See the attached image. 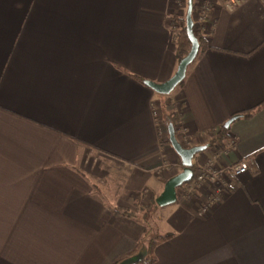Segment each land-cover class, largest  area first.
Listing matches in <instances>:
<instances>
[{"label":"crops","instance_id":"1","mask_svg":"<svg viewBox=\"0 0 264 264\" xmlns=\"http://www.w3.org/2000/svg\"><path fill=\"white\" fill-rule=\"evenodd\" d=\"M187 4L0 0V264H114L137 244L145 258L148 226L169 234L152 264H264V0L216 4L206 47L160 94L143 80L176 71ZM179 108L184 146L207 145L194 166L230 141L220 163L255 164L205 216L197 198L156 203L183 168L168 139ZM164 161L176 170L158 174Z\"/></svg>","mask_w":264,"mask_h":264},{"label":"built area","instance_id":"2","mask_svg":"<svg viewBox=\"0 0 264 264\" xmlns=\"http://www.w3.org/2000/svg\"><path fill=\"white\" fill-rule=\"evenodd\" d=\"M180 3V0H176ZM243 0H194L192 16L196 28L201 34L209 32L210 12L216 4L232 11L242 3ZM176 33L181 28L174 25ZM153 115L157 120L160 114L156 109V103H151ZM159 124V122H157ZM178 141L184 145L190 141V137L180 126L179 134L176 135ZM215 136V135H214ZM234 143L230 141L225 148L213 147L211 156L203 161L196 162L193 167L192 178L177 188V196L183 200L197 198V214L207 215L217 204L222 201L224 192L231 182V178L247 171L255 170V164L251 157H243L233 163L222 164L220 159L227 155L233 148ZM175 162L164 161L157 169L158 174L167 175L176 170Z\"/></svg>","mask_w":264,"mask_h":264},{"label":"water","instance_id":"3","mask_svg":"<svg viewBox=\"0 0 264 264\" xmlns=\"http://www.w3.org/2000/svg\"><path fill=\"white\" fill-rule=\"evenodd\" d=\"M193 1L188 0L185 23L186 34L191 43L190 49L185 56H183L177 65V69L174 74L167 80L157 83L152 80L145 79L143 82L151 87L155 92L160 94H170L185 78L188 66L195 60L199 51V41L194 33V20L192 16ZM240 114H234L225 123L224 127L227 128L233 120L238 118ZM168 139L170 145L176 151L180 157L182 170L177 174L169 177L165 182L164 189L160 195L156 198V203L159 206H165L176 202L177 200V188L183 183L189 181L193 176V158L194 156L205 150L207 145H194L184 146L182 145L175 134L174 127L171 123L168 124ZM140 259L138 256L128 257L122 260L119 264H131Z\"/></svg>","mask_w":264,"mask_h":264},{"label":"trees","instance_id":"4","mask_svg":"<svg viewBox=\"0 0 264 264\" xmlns=\"http://www.w3.org/2000/svg\"><path fill=\"white\" fill-rule=\"evenodd\" d=\"M194 1V0H193ZM185 20V17H184ZM194 33L198 38L199 41V51L196 57L199 56V54L203 51V49L206 47V36H204L203 34H201L198 29L196 28V23H194ZM177 49H176V54L178 59L180 60L183 56H185L187 54V52L190 49L191 43L188 39V36L186 34V26H185V22L182 26L181 31H179L178 35H177ZM181 85V84H180ZM261 104L252 107L250 109H247L245 111H242L241 116H245V117H249L251 115H253L256 111H258V109L260 108ZM182 115V110L181 108H179L177 111H173L170 115H169V123H171L174 127L175 130V134L178 135L181 123L179 122L180 118ZM226 131L227 128L222 127L220 129V131L218 132V134L215 136V138L211 141L212 143L214 142V140H218V143L222 142L224 138L227 137L226 135ZM168 141V140H167ZM211 143V144H212ZM151 227L148 226V229L146 231V235H148V247H147V256L145 258H140L137 261L131 263V264H138V263H143V264H152L155 262V255L153 254V250L155 245L168 238L169 234H155V235H151L150 233ZM140 244H137L135 250L131 253H129L128 255H126L124 258L118 260L117 262H115L114 264H119L122 260L128 258V257H133V256H137L136 251L139 250V246Z\"/></svg>","mask_w":264,"mask_h":264},{"label":"rangeland","instance_id":"5","mask_svg":"<svg viewBox=\"0 0 264 264\" xmlns=\"http://www.w3.org/2000/svg\"><path fill=\"white\" fill-rule=\"evenodd\" d=\"M165 102V101H164ZM158 114H160V113H158Z\"/></svg>","mask_w":264,"mask_h":264}]
</instances>
